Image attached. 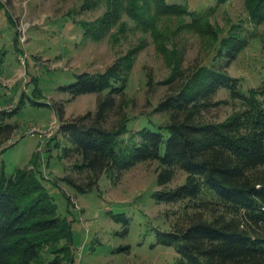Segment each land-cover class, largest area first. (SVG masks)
<instances>
[{
    "label": "rangeland",
    "instance_id": "obj_1",
    "mask_svg": "<svg viewBox=\"0 0 264 264\" xmlns=\"http://www.w3.org/2000/svg\"><path fill=\"white\" fill-rule=\"evenodd\" d=\"M165 1L188 12L162 14L157 30H146L128 16L126 0H121L117 17L96 39L93 26L100 25L114 7L108 0H0V110L9 113L3 122L14 125L0 146V167L7 175L17 168L32 170L53 197L57 213L70 220L74 261L62 264H179L174 247L158 243L156 235L181 218L186 201L165 203L153 198L152 193L163 187L157 185L154 160L138 162L117 182L104 172L86 192L68 185L64 177L85 181L86 171L73 170L76 156L60 157L62 146L69 143L56 132L59 120L54 107L62 106L63 119H70L93 111L104 93L70 97L59 86L74 82L80 73H103L134 51L131 66L119 80L124 83L120 99L129 133L143 126L157 131L168 116L154 108L200 65L223 67L243 92L264 85V23L251 20L246 0ZM207 23L216 31L217 41L212 30H198ZM228 32H237L247 43L225 66V50L219 51V43ZM175 64L181 73L168 81ZM214 100L219 104L205 116L215 121L241 106L225 88L217 90ZM259 100L264 106V95ZM31 127L34 133L29 132ZM163 135L166 138L168 133ZM184 178V172L176 169L165 187ZM118 215L126 222L115 220ZM49 252L42 250V263L53 257Z\"/></svg>",
    "mask_w": 264,
    "mask_h": 264
},
{
    "label": "trees",
    "instance_id": "obj_2",
    "mask_svg": "<svg viewBox=\"0 0 264 264\" xmlns=\"http://www.w3.org/2000/svg\"><path fill=\"white\" fill-rule=\"evenodd\" d=\"M108 2L113 9L91 30L96 39L121 6V0ZM246 4L251 20L264 23V0H246ZM125 10L138 26L153 31L160 15L188 12L165 0H126ZM197 21L194 18L196 29ZM198 30L214 32L209 23ZM213 35L217 41L216 31ZM246 43L237 32L221 38L219 51L225 50V66ZM133 54L129 51L103 73H80L74 82L57 88L70 97L104 93L93 111L70 119H63L62 106L54 107L59 120L56 132L69 143L62 146L60 157L76 156L73 170L86 171L85 181L69 175L63 179L77 191L86 192L104 172L117 182L138 162L157 161V185L163 187L152 193L153 198L165 203L186 201L181 218L170 230L156 235L158 243L174 247L179 264H264V106L259 100L264 85L243 92L238 80L223 67L200 65L154 108L168 116L164 124L157 125V131L143 126L128 133L120 99L124 83L119 80L131 66ZM180 73L175 64L168 81ZM220 88L227 89L241 106L224 120L215 121L205 113L219 104L214 96ZM7 114L0 110V146L14 129L3 122ZM164 133H168L166 138ZM176 169L184 172L183 182L165 187ZM120 218L126 222L122 215L114 217ZM69 221L57 213L53 197L32 170L22 167L7 175L0 167V264L73 263ZM44 248L53 257L42 263Z\"/></svg>",
    "mask_w": 264,
    "mask_h": 264
},
{
    "label": "built area",
    "instance_id": "obj_3",
    "mask_svg": "<svg viewBox=\"0 0 264 264\" xmlns=\"http://www.w3.org/2000/svg\"><path fill=\"white\" fill-rule=\"evenodd\" d=\"M34 130H35V128H34V127H31V128L29 129V132H30V133H34Z\"/></svg>",
    "mask_w": 264,
    "mask_h": 264
}]
</instances>
